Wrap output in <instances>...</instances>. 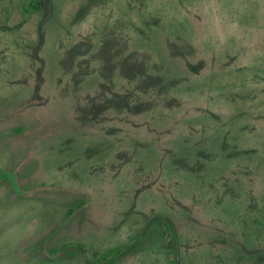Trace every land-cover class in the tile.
<instances>
[{
    "label": "rangeland",
    "instance_id": "obj_1",
    "mask_svg": "<svg viewBox=\"0 0 264 264\" xmlns=\"http://www.w3.org/2000/svg\"><path fill=\"white\" fill-rule=\"evenodd\" d=\"M0 264H264V0H0Z\"/></svg>",
    "mask_w": 264,
    "mask_h": 264
},
{
    "label": "trees",
    "instance_id": "obj_2",
    "mask_svg": "<svg viewBox=\"0 0 264 264\" xmlns=\"http://www.w3.org/2000/svg\"><path fill=\"white\" fill-rule=\"evenodd\" d=\"M164 226V227H163ZM163 227V230H164V237H165V240H166V243L167 244H170L171 243V231H170V227L167 223H165L164 225H162ZM121 250V247L120 248H111V249H108L107 251H105L101 258L102 259H106L108 258L109 256H112V255H116L120 252Z\"/></svg>",
    "mask_w": 264,
    "mask_h": 264
}]
</instances>
